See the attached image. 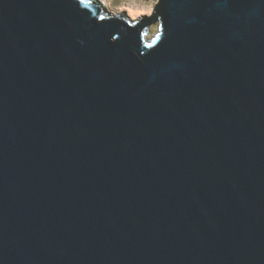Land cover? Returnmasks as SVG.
I'll return each instance as SVG.
<instances>
[{
	"label": "water",
	"instance_id": "water-1",
	"mask_svg": "<svg viewBox=\"0 0 264 264\" xmlns=\"http://www.w3.org/2000/svg\"><path fill=\"white\" fill-rule=\"evenodd\" d=\"M0 264H264V0H0Z\"/></svg>",
	"mask_w": 264,
	"mask_h": 264
},
{
	"label": "bare ground",
	"instance_id": "bare-ground-1",
	"mask_svg": "<svg viewBox=\"0 0 264 264\" xmlns=\"http://www.w3.org/2000/svg\"><path fill=\"white\" fill-rule=\"evenodd\" d=\"M104 4L105 7L108 9H111L112 6V0H101ZM154 5L150 6H144V5H139L138 3H130V4H123L120 6L119 11L120 13H126L127 16L132 20H138L142 17H149L152 16V12L154 9Z\"/></svg>",
	"mask_w": 264,
	"mask_h": 264
},
{
	"label": "rangeland",
	"instance_id": "rangeland-1",
	"mask_svg": "<svg viewBox=\"0 0 264 264\" xmlns=\"http://www.w3.org/2000/svg\"><path fill=\"white\" fill-rule=\"evenodd\" d=\"M159 0H112L111 9H108L110 12L114 14L120 13L119 8L123 4H130L132 2L138 3L139 5L150 6L156 5Z\"/></svg>",
	"mask_w": 264,
	"mask_h": 264
}]
</instances>
